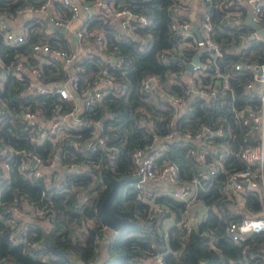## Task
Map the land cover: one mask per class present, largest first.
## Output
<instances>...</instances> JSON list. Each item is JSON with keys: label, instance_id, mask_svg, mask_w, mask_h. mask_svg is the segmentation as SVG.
<instances>
[{"label": "trees", "instance_id": "trees-1", "mask_svg": "<svg viewBox=\"0 0 264 264\" xmlns=\"http://www.w3.org/2000/svg\"><path fill=\"white\" fill-rule=\"evenodd\" d=\"M47 1L53 3L50 15L54 19L67 20L71 17L72 10L60 0H0V13L11 17L20 9L38 7ZM83 1L84 4L99 2ZM172 1L108 0L116 9L128 8L148 18L149 22L145 25L138 18L130 19L135 30L145 37L143 40L130 35L117 38L116 34L122 29H119L118 20H112V14L105 10L101 14H94L87 25L88 29L103 30L107 44L105 51L97 50L92 57L76 62L75 68L80 79L79 92L93 80L100 65L107 63L106 56L122 57L121 65L109 66L115 76L114 86L107 89L100 103L81 113L83 120H99L100 134H108L110 137L107 145L97 150L86 146L80 151L76 150L71 139H92V126L79 127L68 121L61 127L63 133L55 143L46 140L40 144L31 140L28 130L31 123L23 115L26 109L49 119L53 118L55 106H59L58 115H64L74 108L75 103L60 98L56 92L42 93L34 87L29 88V74L16 69V54L19 52L27 54L29 62L38 61L32 54V45L48 35L45 31L46 23L42 19H29L26 41L16 46L8 44L0 32V56L3 59L0 65V148L8 146L16 150L31 149L44 157L53 155L55 149L60 148L63 150V163H68L70 167L71 164L88 163L79 170L62 171V174L60 169H53L44 181L42 177L26 176L19 170L22 152L12 157L0 155V163L6 162L8 165V177L5 178V175L0 182V264H75L74 258L93 264H154L149 257L156 252L162 253L166 264H244L240 245L226 231L227 223L241 217L244 212H234L228 202L223 201L221 186L224 173H217L211 180L204 179V185L198 187L199 199L209 206L205 217L192 227L187 240H183L184 229L178 224L187 202L169 193L155 194V191L149 201L137 186L139 177L133 157L137 147L157 153L155 162L158 165L167 159L177 161L181 181L190 180L199 173L200 166L197 158L190 153V144L180 137V133L201 124L218 125L224 119L232 123L229 106L246 102L250 98L240 87L250 77L249 67L236 68L238 57L224 52L218 64L230 74L236 101L229 102L226 99L221 104L196 96L175 113L167 96L170 92H181L185 83L172 81L170 74L176 71L177 79L184 81V71H180L183 66L179 65V59L175 57L167 63L159 57L161 49L175 41L169 29ZM242 9L247 15V5H243ZM198 11L210 12L215 22L213 36L225 48L231 34H236L238 29L218 26L223 10L214 6V3L211 5L203 2ZM50 41L53 45L59 44L53 36ZM252 47L250 57L264 60L263 42L256 40ZM53 61L42 65L45 81L62 82L69 76V71L60 60ZM7 68H10L8 72ZM3 72L6 75L2 78ZM151 76L156 77L157 86L143 89V79ZM120 89L122 93H117L116 90ZM142 116L153 118L156 126L140 125L139 119ZM233 126L236 124L233 123ZM174 128L176 135L167 138L165 134ZM240 130L241 126L236 128L237 132ZM109 150L115 152L116 165L113 169L108 166ZM225 163L244 165L243 161L233 157L227 158ZM2 169L0 165V171ZM113 177L122 179L113 200V209L117 214L128 217V221L118 230L108 227L100 212L101 202L111 189ZM245 198L249 210L260 209L261 202L253 190H247ZM15 199L25 212H30L28 218L19 219L15 229V232H27L26 243H13L10 240L13 228L5 222V209ZM152 201L162 208L156 210ZM32 207H43L46 213L33 214ZM172 215L175 221L165 227L164 219ZM205 229L216 234L215 247L210 245L207 235L202 233ZM97 235L101 237L100 241H97ZM247 242L250 243L251 251L264 246V231L250 235Z\"/></svg>", "mask_w": 264, "mask_h": 264}, {"label": "built area", "instance_id": "built-area-1", "mask_svg": "<svg viewBox=\"0 0 264 264\" xmlns=\"http://www.w3.org/2000/svg\"><path fill=\"white\" fill-rule=\"evenodd\" d=\"M69 9L72 10V15L67 20L54 19L50 12L53 3L47 1L41 6H28L20 9L21 12H39L49 16L56 25H67L74 27L69 31H74L72 43L65 39V32L52 30L43 39L35 41L32 45V54L38 60L35 63L29 62L28 55L22 52L17 53L16 69H22L29 74L31 81L28 84L29 88H35L36 91L42 93L56 92L60 98H65L73 101L75 106L70 112L64 115L59 114V106L53 108V118L46 119L40 116L38 112L26 109L23 112L31 126L28 127L29 136L35 143H44L46 140L56 142L62 135L61 127L68 121L75 123L79 127L92 126L93 138H87L83 141L80 138L71 139V143L76 150H82L83 146L90 147L92 150H97L107 145L110 139L108 134H100L101 122L97 119H84L81 116L87 108L94 107L100 103L107 89L114 86V75L110 72L109 66L116 67L121 65L122 57L115 55L108 57L105 65H100L101 68L93 77V80L84 86L79 92L80 79L75 65L76 62L83 60L85 57H92L95 51H105L107 41L103 30L88 29L87 25L94 17V14H101L103 10L108 14H112V20L117 19L119 22V29L121 32L116 34L117 38H124L127 35L141 38V34L135 30L131 25L130 19L138 18L142 24L149 22L148 18L137 12L126 9H116L112 3H103L99 0L95 4H84L83 0H60ZM203 2H209L214 6H219L223 10V15L218 21V26L221 28L236 27L238 32L231 34L227 41L225 48L222 47L221 42L214 38L213 30L215 22H213L210 12L205 11L200 13L198 7ZM91 5L106 6L107 9L102 11H95L86 13L81 18L79 25L73 22L79 15L81 9H89ZM243 5H252V17L255 21L262 24L264 28V0H173L170 5L171 20L169 21V29L175 39L174 43L166 46L159 52V57L164 63L169 62L173 57L179 59V65L183 66L180 70L184 71V81L177 79V72L173 71L170 74L172 81H178L181 84L185 83L181 92H170L167 96L168 101L173 105L175 113L179 108L190 102L193 97L203 96L211 99L212 102L221 103L228 99L229 102L236 101L234 86L231 85L230 74L220 68L218 59L224 52L236 55L237 61L235 67L241 69L249 67L250 77L248 80L242 82V92L248 94L250 98L246 102L233 103L229 106V111L232 114L233 122H227L225 119L218 125L201 124L195 129H187L180 133V137L190 144V153H192L198 160L200 166L199 173L195 174L190 180L180 179L179 164L177 161L167 159L161 164H156L157 153L149 152L147 148L137 147L133 152V157L137 165L136 173L139 177L137 186L141 189L143 195H148L152 198L154 191L148 190L143 185L145 180H153L155 183V191L157 193H169L187 202L183 216L178 224L184 229L182 236L183 240H187L189 232L192 227L199 222L206 215V211L200 212L204 203L198 197V187L203 186L204 179H213L217 173H224V182L221 186L223 201L228 202L234 206L230 208L234 212L242 211L244 215L239 218L230 220L226 225V231L231 236L234 242L241 247L242 261L244 264H264V246L257 250L251 251L249 249L250 243L247 238L256 233L264 231V60L259 57L255 59L250 57L253 52L252 45L256 40L263 42L264 52V37L259 35L257 28H254L247 20L242 9ZM17 13V14H18ZM195 13L198 21L199 32L193 29V18L191 15ZM16 15V14H14ZM45 20L42 17L32 16ZM8 16L5 13H0V32L4 40L13 46L19 45L26 41L27 30L29 25L27 23L21 29L12 27L7 20ZM73 22V23H72ZM47 26V25H46ZM55 37L58 45H53L50 37ZM64 38V39H63ZM93 38V39H92ZM93 41L95 44V51H89L86 47ZM115 56V57H113ZM198 56V60L194 58ZM261 57V56H260ZM53 59L60 60L69 71V76L64 78L62 82H46L45 75H43L42 65L44 63H53ZM192 62V69L187 68V64ZM3 64V59L0 56V65ZM69 66V68H68ZM79 67H77L78 69ZM10 68L6 69V72ZM3 72L1 77L6 75ZM31 75H35L38 80H33ZM152 81L154 83L152 84ZM157 86V79L154 76L145 77L143 79L142 88L148 90L151 87ZM117 93H122V90H116ZM2 112V105L0 103V113ZM140 125L154 127L156 122L153 118H145L142 116L139 119ZM233 123L236 126H233ZM241 126L240 132L236 131L237 127ZM176 135V128L167 132L165 136L172 138ZM235 144V145H233ZM22 152L23 155L18 164L19 170L26 176L38 178L42 177L47 180L48 174L53 169H60L61 174L69 170H79L88 165L85 164H71L63 163V150L56 148L53 155L44 157L40 153L31 149L16 150L13 147L4 146L0 148V155L2 157H12L16 153ZM229 157L238 158L244 162L242 166L225 163ZM108 166L112 169L116 165L115 152L107 151ZM6 166L7 163H3ZM63 168H67L64 171ZM8 172L0 171V182L3 177H8ZM58 178V175H55ZM168 179L171 186L164 189L161 182ZM160 182V183H159ZM253 190L259 201L261 207L258 210H249L246 207L245 192ZM0 201H1V187H0ZM238 204V206L236 205ZM152 206L157 210L161 209L158 203L152 201ZM33 214L44 215L46 213L43 207H32ZM7 222L13 230L10 232V240L13 243H26L27 232L25 230H17L16 226L19 219L25 210L20 207V202L16 199L5 209ZM30 213V212H29ZM208 237V242L211 246H216V234L205 229L202 231ZM101 237L97 235V241ZM250 255H255L251 258ZM154 264H166L163 260L161 252H156L149 257ZM74 261V259H73ZM75 262V261H74ZM76 264V262H75Z\"/></svg>", "mask_w": 264, "mask_h": 264}, {"label": "water", "instance_id": "water-1", "mask_svg": "<svg viewBox=\"0 0 264 264\" xmlns=\"http://www.w3.org/2000/svg\"><path fill=\"white\" fill-rule=\"evenodd\" d=\"M102 2L103 3H107L108 0H102ZM96 8H97L96 5H91L88 10H90L91 12L95 13ZM28 15L42 17L47 22V27H49L50 29L54 28V29H56L58 31L64 32V31H69L70 28L72 29L74 27V25L67 26L66 24L65 25H56L55 22L53 20H51L49 18V16L44 14V13L28 12ZM191 17L193 18V22H194L193 23V29L195 31L199 32L198 21H197V19L195 17V13H193L191 15ZM247 20L254 28H257V31H258L259 35L264 37V28H262V24L260 22H258V21H255L253 19V17H252V5L248 6ZM113 57H115V56H113ZM197 60H198V56H196L194 58V61H197ZM192 64H193L192 62H189L187 64V68L191 70L192 66H193ZM153 83H154V81H152V84ZM63 170L67 171L68 169L67 168H63ZM111 181H112L111 189L106 193V195L104 196V198H103V200L101 202L100 212H101V215H102L106 225L108 227H110L111 229L118 230L124 223H126L128 221V217L124 216V215L117 214L114 211L113 205H112L113 204V200H114V198L116 197V195L118 193L119 186H120V184L122 182V179L113 177L111 179Z\"/></svg>", "mask_w": 264, "mask_h": 264}, {"label": "crops", "instance_id": "crops-1", "mask_svg": "<svg viewBox=\"0 0 264 264\" xmlns=\"http://www.w3.org/2000/svg\"><path fill=\"white\" fill-rule=\"evenodd\" d=\"M102 9H107V8H106V6H97V8H96L97 11H100V10L102 11ZM86 12H89V10L85 9V7H84V9H81L78 17L73 22H75L77 25H79V22H80L81 18H83L86 15ZM30 18H33V17L31 15H28L27 12H21V13H18L16 15H12L11 17H8L7 20H8V23L12 27H14L16 29H21L24 26V24L29 21ZM44 22L47 25V22L46 21H44ZM47 31L50 32V33H54L52 30H50L48 28H47ZM73 33H74V31L72 30V31H67V32H65V34H63L65 36V39L67 40L68 44H69V41L71 42V44H73L72 41H71V39L73 38V35H74ZM54 34H57V33H54ZM86 48L89 51H95L96 50L95 45H94L93 42H91ZM68 68H69V66H68ZM31 77H32V79L34 81L38 80V78L35 75H31ZM161 185H162V188L166 189L169 186H171V183H170V181L168 179H165L164 181L161 182ZM28 215H29V211H26L22 215V217L23 218H28ZM169 217L172 220V218L174 216L172 215V216H169ZM164 221H166V218L164 219ZM172 221L174 222L175 220H172ZM165 227H168V226H165ZM74 261L76 262V264H93V263H85V262L81 261L78 258H74Z\"/></svg>", "mask_w": 264, "mask_h": 264}, {"label": "rangeland", "instance_id": "rangeland-1", "mask_svg": "<svg viewBox=\"0 0 264 264\" xmlns=\"http://www.w3.org/2000/svg\"><path fill=\"white\" fill-rule=\"evenodd\" d=\"M0 165L3 167V171L4 172H8V167L5 165V164H1L0 163ZM143 185L146 187V188H148V190H151V191H155V185H154V181L153 180H150V179H148V180H145L144 182H143ZM157 192L155 191V194H156ZM144 198L146 199V200H151L152 198L151 197H149L148 195H144ZM201 204H202V207H201V209H200V212H204V211H206L207 210V207H206V205H203V203L201 202ZM237 206H238V204H236ZM230 206H234V205H232V204H230ZM172 220H174V217L172 218ZM171 219H170V217H166V221H164V226H169V225H171L172 223H173V221H172Z\"/></svg>", "mask_w": 264, "mask_h": 264}]
</instances>
